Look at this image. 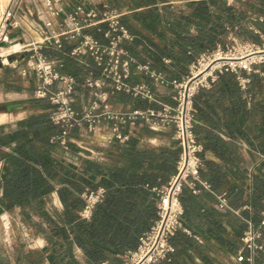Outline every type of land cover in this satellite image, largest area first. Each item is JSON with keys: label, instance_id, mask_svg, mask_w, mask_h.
<instances>
[{"label": "crops", "instance_id": "obj_1", "mask_svg": "<svg viewBox=\"0 0 264 264\" xmlns=\"http://www.w3.org/2000/svg\"><path fill=\"white\" fill-rule=\"evenodd\" d=\"M210 1L213 0H168L167 3L158 4L156 2L144 8H138L137 5L129 1L130 6L125 5L120 11H115L120 12L121 16H124L156 6H168L170 10L180 9L185 13L192 14V7L194 5ZM219 1H222L226 7L231 9V17L228 18L230 19L229 23L226 21L224 23L223 15L215 8L214 13L211 12L208 17V21L201 14L194 15L190 23L189 34L192 36L198 35L196 25L199 26L200 30L205 29L206 26H211L212 23L219 26H222L224 23L225 34H222V41L226 42L228 36L231 34L240 40L261 44V39L257 32L260 31L264 34V24L261 22V20H264V0ZM103 2L109 7V0H104ZM79 4H84L89 8L97 10H101L102 8V0H74V4L71 6H68L67 1L64 0L66 11L72 10ZM1 8L3 7L0 3ZM7 12L13 17L9 20L5 29V36L8 42H19L18 44H21L26 49L22 50V52L18 50L7 53L5 56H10V60L7 62L5 60L3 67L0 68V104H5V112L0 113V178L5 165L4 157L6 154L11 153L17 144L15 141H11L10 136L12 133L19 129V125L23 121L32 116L45 113V107L49 105L48 102L34 97L37 87L34 73L28 71L26 76L21 74V71L27 68V61L31 55L29 47L32 43L41 42L44 32L51 33L52 30L61 31V20L59 19H53V29L44 28L45 23L50 18L45 14L41 0H10L7 6L0 12V25L3 22V14ZM14 20L18 22L17 27L13 26ZM132 24L147 38L143 40L144 46H147L148 39L156 44H160L156 37L142 30L137 23L132 22ZM86 33L102 39L101 33L95 29L86 30ZM169 36L170 38L175 37V34L170 33ZM133 41L134 36L128 45H132ZM64 43L65 50L68 52L77 45V41ZM41 52L50 60L62 63L67 62V66L62 71L64 74L73 76L75 73L78 74V82L73 94V107L77 111L82 112L94 102H98L99 109L97 112L103 113L100 122L93 131L90 132L86 128H82L74 129L70 132L67 138L68 151H65L60 144L55 145L51 150L54 160L73 169L75 175L88 177V174L84 175L82 172L84 162L91 164L100 163L106 168H122L126 164V159L132 147L142 152L148 151L151 153L162 148L172 152L178 150L180 153L179 146L174 137L175 128L172 124L163 123L161 115L166 108H173L176 105V93L172 84L187 76L190 66L195 62L187 66L185 74H179L175 72L176 70L173 69L172 64L165 63V60H168V56L163 57L162 61L164 65H162L150 57L148 53L140 51L139 55L143 61L137 63L135 59L136 63L148 65L152 71L160 74L168 82L167 85H160L148 74L137 70L136 66L132 65L131 74L127 82L131 86L142 85L150 88L153 97L152 99H147L124 91H115L113 81L101 77L100 72L95 68L93 59L89 56L70 59L64 52L46 45L42 46ZM260 66H255V72L252 74H261ZM252 74L249 75V78ZM242 76L245 77L247 75L242 73ZM88 77H91L93 80H99L102 83L101 88L91 89L87 87L84 81ZM235 78L237 81L236 86L243 94V100L246 99V109L252 112L253 102L246 94L247 86L250 82L245 87H242L236 76ZM216 80L209 88L200 89L195 95L197 111L201 109L204 115H210L209 107L212 102L209 96L216 94L215 90L220 87L219 83H216ZM58 88L59 84H55L54 89ZM96 94H102L105 100L100 102ZM32 104L33 106H31ZM221 106L217 105L215 115L217 119L223 121L225 116L222 109H220L222 108ZM135 110L146 112V117L134 120L126 119L123 123L118 119L112 118L113 116L127 114ZM50 111L48 110L49 113ZM105 113H109V115ZM194 120V128L197 124L196 126L200 125L205 130H208V134L217 138L216 147L222 144L223 149H230V153L233 155L229 161H224L214 151H204L199 138L201 136L204 137L206 132L198 130L194 132L197 143L202 147L201 154L203 153L204 160L214 164L215 171L222 174L221 180H215L212 189L210 185L209 189L199 187L198 194H193L188 184L183 187L181 192V200L183 202L182 221L185 224V228H183L182 233L186 234L192 242L191 244L180 246L171 243L173 253L170 259L159 261L155 264H237L232 261V257L237 256L239 252H242L246 258L251 257L252 264H264V227L261 228L262 237L257 240V243L263 247V250H246L243 248L240 239L250 227H259L264 213V202L260 204L259 212L254 208L255 176L258 175L261 164L264 161V155H261L252 145L254 143V133L247 130V140H245L240 138L237 130H216L204 125L202 123L203 119L200 120L198 117V112H196ZM115 125H118L119 133L124 137L123 140H118L114 136L113 128ZM50 142L55 143L52 139ZM202 169L200 179L205 182V180L211 177L212 173L206 166ZM175 172L170 175L169 180ZM55 182L53 184L57 185ZM166 184L164 183L160 188ZM160 188L153 187L152 192L156 193V190ZM57 189L58 186L44 198L46 200L48 197H53L58 201L60 206L58 211L50 212L45 208L53 218H55L54 216H61L63 211V205L56 192ZM2 196L3 190L0 185V199ZM220 196H224L226 199L227 208L225 209H220L218 206V197ZM234 200H236L235 204H231ZM19 211L24 219L25 216L29 215L32 219L38 218L40 219L39 222H42L44 231L38 233V240L40 241L38 249H29L27 246L18 247L15 245L11 214ZM2 223H4V227L0 226V264H29L28 259L30 258L27 257L25 259L23 255L25 256L31 252L41 254L43 251L51 253L59 249L60 241L53 237L50 227L41 218L23 207L7 209L0 201V225ZM230 249L234 250V252L228 251ZM128 252L130 251L117 255L122 264H124V258ZM73 254L81 264H87L83 251L75 244L73 246ZM40 264H49V261L45 257ZM100 264H109V262L106 261ZM241 264L248 263L243 262Z\"/></svg>", "mask_w": 264, "mask_h": 264}, {"label": "trees", "instance_id": "obj_2", "mask_svg": "<svg viewBox=\"0 0 264 264\" xmlns=\"http://www.w3.org/2000/svg\"><path fill=\"white\" fill-rule=\"evenodd\" d=\"M129 1L138 8L156 2L158 4L168 2V0H109V9L120 11L123 6H130ZM215 8L223 15L224 23L225 21L229 23L231 9L219 0L194 5L192 14L180 9L170 10L168 6H156L121 16L120 23L134 36L132 45L125 42L123 48L137 60V63L143 61L139 55L140 51L148 53L162 65L163 57L168 56L175 72L185 74L187 66L196 62L201 54L214 49L219 43H225L221 39L222 34H225L224 23L222 26L212 23L211 26L200 30L196 25L198 35L189 34L193 16L201 14L208 21ZM132 22L156 37L160 44L148 39L149 44L146 43L147 46H144L143 40L147 38L133 26ZM99 33L102 35V32ZM170 33L175 34V37L170 38ZM93 37L103 41V35L102 39L95 35ZM64 44L60 51L73 59L69 56L70 51L65 50ZM63 65L65 68L67 62ZM95 68L100 72L96 65ZM259 69L263 75L252 74L246 90L247 97L253 102L252 112L246 109V99L243 100V94L236 86V78L230 73L222 74L216 80L220 87L215 90L216 94L209 96L212 102L209 107L210 115H204L201 109L197 111L196 96L193 103L194 119L198 112V117L200 120L203 119L204 125L216 130H237L240 138L245 140L246 131H253L252 145L264 155V65ZM74 78L78 80V74L75 73ZM217 105H222L220 109L225 116L223 121L217 119L215 115ZM52 108L49 104L45 107V113L32 116L20 123L19 129L10 136L11 141L17 144L12 152L4 157L5 165L0 178L3 190L0 199L2 205L7 209L23 207L31 211L50 227L53 237L60 241L58 250L51 253L43 251L41 254L31 252L23 257L30 258L29 264H40L45 257L49 264H81L73 254L75 244L83 251L87 264H100L106 261L109 264H122L117 255L136 249L140 237L150 230L156 219L158 198L152 189L168 183L170 175L176 171L179 151L172 152L161 148L150 153L132 147L122 168H106L100 163L84 162L82 172L84 175L88 174V177L75 175L73 169L60 164L51 155L52 148L59 142L53 144L50 140L62 133V129L51 121ZM48 110H51L50 113ZM196 125L194 132L197 130L206 132L204 137L199 138L204 151L212 150L224 161H229L233 155L230 149H223L222 144L216 147L217 138L208 134V130L202 126ZM201 159L203 167L206 166L212 173L211 177L205 180L212 189L213 182L221 180L222 174L215 171L214 164L204 160L203 153ZM96 179L98 180L95 181ZM54 181L57 185L53 184ZM57 186L56 192L63 205V211L61 216L53 218L45 209L44 198ZM97 188L104 189V200L95 206L89 219H82L79 215L85 206L82 194L87 189ZM254 195V208L259 212L260 204L264 202V161L258 175L255 176ZM235 202L236 200L231 204ZM180 203L183 207L181 195ZM25 218L32 220L29 215ZM182 224L185 228L183 221ZM34 225L39 232L44 231L42 222H35ZM182 230L170 239V243L178 246L191 244L192 240L182 233ZM228 251L234 252L232 249Z\"/></svg>", "mask_w": 264, "mask_h": 264}, {"label": "built area", "instance_id": "obj_3", "mask_svg": "<svg viewBox=\"0 0 264 264\" xmlns=\"http://www.w3.org/2000/svg\"><path fill=\"white\" fill-rule=\"evenodd\" d=\"M41 1L45 14L50 18L44 28L53 29V19H59L61 31L44 32L41 42L32 43L29 47L31 55L27 61V68L23 69L21 74L26 76L28 71L34 73L37 80L34 97L48 102L53 107L51 121L62 129L61 135L53 138L52 141H58L61 147L68 151L67 138L70 132L82 128L93 131L103 113L97 112L98 102H94L82 112L73 107V94L77 80L74 76L62 72L64 69L62 62L50 60L41 52L43 45L61 50L64 42L77 41V45L71 49L69 56L73 59L81 56L92 58L101 77L113 81L115 91H124L134 96L152 99L153 94L150 88L128 84L132 65H135L137 70L148 74L160 85H167L168 82L160 74L152 71L148 65L137 64L123 48V44L132 41L133 36L120 23L122 14L109 9L104 0H102L101 10L79 4L70 11H66L64 0ZM11 18L13 17L8 12L3 14L0 42L6 37L5 29ZM261 22L264 24V20ZM13 26L17 27L18 22L14 20ZM89 29L102 32L103 41L87 34L86 30ZM257 33L261 44L243 41L230 34L225 43L218 44L214 49L201 54L190 66L188 75L172 84L176 93V105L173 108H166L161 118L163 123L172 124L175 128L174 137L180 149L176 172L164 187L156 190L158 198L156 219L150 230L140 238L137 249L126 254L124 264H155L170 259L173 253L170 239L183 229V208L180 203L183 187L188 184L193 194L199 193V187L209 189V184L200 179V170L203 167L200 156L202 147L197 143L194 134V97L200 89L209 88L218 76L225 73L235 75L242 87L250 82L249 75L255 72L254 67L264 65V34L260 31ZM165 63H170V60H165ZM242 73L247 76L243 77ZM55 84H59L58 89H54ZM84 84L91 89L102 86L99 80H93L91 77L86 78ZM96 96L100 102L105 100L102 94H96ZM105 114L109 115V113ZM146 115V112L135 110L112 118L123 123L126 119L145 118ZM113 132L118 140L124 139L119 133L118 125L114 126ZM104 195L103 188L87 189L82 194L85 206L79 214L80 217L89 219L95 206L104 200ZM218 206L220 209L227 208L224 196L218 197ZM263 227L264 213L259 227H250L243 234L241 243L244 249L263 250V247L257 243V240L262 237L261 228ZM232 261L237 264L253 263L252 258H246L242 252L232 257Z\"/></svg>", "mask_w": 264, "mask_h": 264}, {"label": "rangeland", "instance_id": "obj_4", "mask_svg": "<svg viewBox=\"0 0 264 264\" xmlns=\"http://www.w3.org/2000/svg\"><path fill=\"white\" fill-rule=\"evenodd\" d=\"M10 0L6 1L4 7L7 6ZM68 3V6H71L74 4V0H66ZM9 31V30H8ZM19 42H10L9 47H11L13 44H18ZM8 47V48H9ZM26 48L22 47L19 52H22ZM7 62V61H6ZM33 106V104L31 105ZM5 112V104H0V113ZM45 208L52 212V211H58L60 209V206L58 204V201L54 199L53 197H48L45 200ZM13 221V227H14V242L15 245L18 247L27 246L29 249H38L40 246L39 239V231L36 229L34 223L39 222L40 219L33 218H23L21 212L13 213L11 214ZM26 229V231H24Z\"/></svg>", "mask_w": 264, "mask_h": 264}, {"label": "bare ground", "instance_id": "obj_5", "mask_svg": "<svg viewBox=\"0 0 264 264\" xmlns=\"http://www.w3.org/2000/svg\"><path fill=\"white\" fill-rule=\"evenodd\" d=\"M7 0H0V3L2 4V7L4 8V5L6 3ZM3 8L0 9V12L3 10ZM22 48L21 44H13L11 47L7 48V49H2L1 55H6L7 53H11L14 51H18ZM5 60V59H4ZM1 120V117H0ZM2 227H4V223H2V225H0Z\"/></svg>", "mask_w": 264, "mask_h": 264}, {"label": "water", "instance_id": "obj_6", "mask_svg": "<svg viewBox=\"0 0 264 264\" xmlns=\"http://www.w3.org/2000/svg\"><path fill=\"white\" fill-rule=\"evenodd\" d=\"M9 47V42H8V39L5 37L3 41L0 42V50L1 49H7ZM9 61L10 60V56H4V55H1L0 53V68L3 67L4 65V61Z\"/></svg>", "mask_w": 264, "mask_h": 264}]
</instances>
